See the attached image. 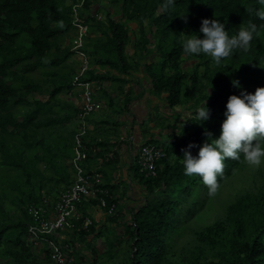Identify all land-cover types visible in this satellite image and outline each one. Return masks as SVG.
Instances as JSON below:
<instances>
[{
    "label": "trees",
    "instance_id": "trees-1",
    "mask_svg": "<svg viewBox=\"0 0 264 264\" xmlns=\"http://www.w3.org/2000/svg\"><path fill=\"white\" fill-rule=\"evenodd\" d=\"M74 1L0 0V264L51 263L46 243L42 242L40 250L37 241L28 237L32 219L25 206L55 196L73 180L70 159L76 129L69 125L78 111L75 107L66 110L59 94L74 86L75 69L67 64L72 52L70 43H65L72 31ZM161 3L84 1L90 63H119L125 70L131 66L125 54L131 36L134 57L156 52L145 70L152 93L164 96L170 115H158L155 123L172 130L165 138L151 136L145 141L161 146L164 155L157 160L152 177L141 173L135 163L146 195L139 206L131 208L127 220L118 217L116 185L103 180L108 195L102 209L111 224H118V228L112 225L104 249L94 243L103 233L96 222L92 219L83 225L88 216L82 206L85 201L77 206L82 213L72 218L73 227L60 231L64 240L59 234L49 237L68 245L64 264H264V164H248L243 153L239 160L225 158L219 187L210 192L198 176L184 173L182 163L183 150L190 142L196 145L189 149L195 155L207 139L206 131L213 139L219 135L230 94L264 86V20L255 15L261 6L258 0H175L165 10ZM111 7L119 9V18L112 17ZM202 18L224 22L230 35L249 20L258 30L247 51L234 50L214 65L203 53L185 56L182 51L185 34L203 35L199 33ZM130 22L136 24L134 30ZM110 57L117 60L113 63ZM87 74L92 80L103 78L91 69ZM233 79L240 88L231 83ZM203 101L209 118L199 123L194 113ZM98 145L95 138L89 142L84 158L94 156L97 152L92 153L91 147ZM116 155L113 151L108 160L116 162ZM86 160L82 164L87 167ZM233 179L246 182L232 196L218 199L215 218L191 223L213 194ZM111 204L113 214L106 212ZM84 247L90 255L82 252Z\"/></svg>",
    "mask_w": 264,
    "mask_h": 264
},
{
    "label": "crops",
    "instance_id": "crops-1",
    "mask_svg": "<svg viewBox=\"0 0 264 264\" xmlns=\"http://www.w3.org/2000/svg\"><path fill=\"white\" fill-rule=\"evenodd\" d=\"M109 11L112 17H120L119 9L111 7ZM102 14L104 13L100 15L102 16ZM133 26L136 24L130 22L131 30L135 29ZM71 35L70 33V38ZM90 36H95V34L91 33ZM131 37L130 43L125 48V54L128 55L126 61L131 66L126 65L125 70L121 69L119 63L115 66L104 63V61L90 63L91 71L100 75L99 77H103L100 80H94L97 84L95 97L102 104V108L88 117L89 129L86 145L88 146V143L94 138L100 145H98V151L94 156L89 154V158H87V154L84 158V160L87 159L85 163L88 169H96L101 172L102 182L110 180L116 185L114 193L119 204V211H121L118 217H122V219L124 217V221L129 218L131 208L139 206L146 195L134 169L137 145L147 141L151 136L159 139L165 138L172 130L169 127L157 126L155 123L158 115L164 117L170 115L164 96H156L152 93L151 78L145 70L146 64L153 61L155 57H151L153 53L149 54L150 57H134V38ZM70 38H66L65 43H70ZM110 59L114 63L117 57H110ZM67 64L75 69L78 62H71L68 58ZM117 77L123 79L124 82L121 84ZM59 98L66 103V110H72L75 107L78 111L80 103L78 87L73 86L71 89L63 91L59 94ZM71 120L69 126L71 129H75L76 117ZM103 144H105L104 147H101ZM113 151L117 152L116 162L108 160L113 157ZM52 198H56V195ZM82 206L88 215L86 217L93 219L96 222V227L104 232L101 238L97 237L94 241L96 246L104 249V246L102 248L101 245L106 242L112 225L118 228V224H111L107 214L97 203L88 200ZM81 213L82 210L77 207L75 217ZM42 247V242L37 241L36 248L41 250ZM82 252L90 255V251L85 247Z\"/></svg>",
    "mask_w": 264,
    "mask_h": 264
},
{
    "label": "clouds",
    "instance_id": "clouds-1",
    "mask_svg": "<svg viewBox=\"0 0 264 264\" xmlns=\"http://www.w3.org/2000/svg\"><path fill=\"white\" fill-rule=\"evenodd\" d=\"M174 4L175 0H162L161 8L167 10ZM258 4L261 7L255 10V15L264 20V0H258ZM257 30L258 25L249 20L236 27L230 35L224 22L202 18L199 33L203 35L185 34L182 51L185 56L203 53L214 65H219L234 50L247 51ZM231 83L240 88L237 80L233 79ZM206 92L208 96L207 89ZM209 112L203 101L194 115L202 123L208 120ZM223 116L216 138L213 139L211 132L206 131L207 139L200 144L195 155L189 150L196 146L192 142L183 150L184 173L198 176L210 192L219 187L218 176L223 175L225 158L239 160L243 153L244 159L252 166L264 162V86H257L253 92L241 88L239 94H230Z\"/></svg>",
    "mask_w": 264,
    "mask_h": 264
},
{
    "label": "built area",
    "instance_id": "built-area-1",
    "mask_svg": "<svg viewBox=\"0 0 264 264\" xmlns=\"http://www.w3.org/2000/svg\"><path fill=\"white\" fill-rule=\"evenodd\" d=\"M85 0H75L71 5V38L69 57L71 62H78L72 84L80 89V103L76 116L75 133L73 136V153L70 163L73 169V180L65 189L59 190L56 198L43 197L38 202L26 204L25 210L31 217L27 232L31 240L46 243L50 251V264H64L68 257L69 249L64 242L60 243L49 236L59 234L60 231L73 227L72 218L77 213V206L83 201L96 199L101 208L107 205L106 196L108 190L103 187L101 172L96 169H88L82 164L84 152L87 150L84 136L89 129L88 117L102 108V104L96 99L97 84L89 79L87 72L91 69L90 57L86 52V43L89 36V25L86 22ZM101 15L99 14V17ZM92 153L98 151V147L91 148ZM164 155L163 148L153 142H143L137 145L135 151V163L145 176L152 177L156 172V162ZM114 213V204L106 210ZM92 219L85 217L84 227L91 224ZM64 240L63 234H59Z\"/></svg>",
    "mask_w": 264,
    "mask_h": 264
},
{
    "label": "rangeland",
    "instance_id": "rangeland-1",
    "mask_svg": "<svg viewBox=\"0 0 264 264\" xmlns=\"http://www.w3.org/2000/svg\"><path fill=\"white\" fill-rule=\"evenodd\" d=\"M116 8V7H114ZM117 9V8H116ZM134 28H136V26H133ZM156 52H154L153 54H151V57H156ZM147 57H150L147 56ZM186 66V64H185ZM177 109L181 110L182 107H177ZM262 165L264 164V162L261 163ZM257 167V166H256ZM232 182H226L225 184L222 185L221 189L219 192L213 194V196L208 200L207 204L205 205V207L203 208L202 211H200L195 217H193L192 219H190V222L197 225V224H203V223H209L211 222L216 214H217V211L219 209L218 207V199H227L229 196H232L236 190V188H239L241 186L244 185V183L246 181H241L239 179L235 180H231ZM233 184V185H231ZM104 234V232H103ZM65 236V235H63ZM101 238V236H100ZM103 246L105 247V243H102ZM98 247V245H97ZM99 248V247H98Z\"/></svg>",
    "mask_w": 264,
    "mask_h": 264
}]
</instances>
